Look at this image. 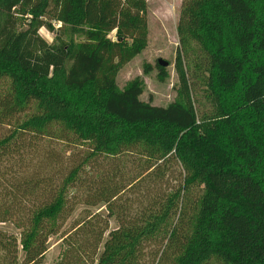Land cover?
<instances>
[{"label": "trees", "instance_id": "1", "mask_svg": "<svg viewBox=\"0 0 264 264\" xmlns=\"http://www.w3.org/2000/svg\"><path fill=\"white\" fill-rule=\"evenodd\" d=\"M146 13V0H0V82L9 83L0 123L36 108L0 138V223L18 230L0 231V264L43 263L79 201L69 193L76 186L118 224L109 230L99 213L76 222L62 234L58 264H264V0H182L179 85L167 106L141 99V76L117 83L148 45ZM53 20L61 25L50 44L39 30L54 32ZM157 69L164 81L166 67ZM54 128L86 144L91 158L146 157L129 188L162 180L172 162L182 183L128 216L115 202L123 182L81 181L89 156L57 186L7 178L2 163L23 151L26 136ZM192 190L201 191L193 206Z\"/></svg>", "mask_w": 264, "mask_h": 264}, {"label": "rangeland", "instance_id": "2", "mask_svg": "<svg viewBox=\"0 0 264 264\" xmlns=\"http://www.w3.org/2000/svg\"><path fill=\"white\" fill-rule=\"evenodd\" d=\"M146 2L148 45L142 53L121 68L117 76V83L119 87H123L129 80L141 76L145 82V90L141 99L150 101L153 105L167 106L174 101L176 87L179 85V77L175 69V57L179 46L177 24L182 0H146ZM52 23L55 26L54 32L44 27L39 30L40 35L50 44L55 41L56 29L61 25L55 20ZM114 35L113 32L110 37L114 38ZM159 59L169 62L166 67L169 76L164 81L160 80L158 76L157 63ZM145 64L152 66V70L148 74L144 73ZM8 84L7 81L0 82V94L4 95L7 92ZM35 112L36 108L32 106L31 109L16 115L14 118L4 119L0 123V138L9 136L23 120ZM54 130L52 131L55 134L58 128H54ZM21 143L23 151L12 157H7L6 161L2 163V171L7 174L9 172L7 178L16 177L20 180L38 177L42 183L47 180L57 186L60 185L61 180L68 174L71 167L84 163L89 156V161H87L89 166L82 172L81 181H93V178H96L98 182H101L107 177H113L116 183L123 182L121 184L127 187L124 192L120 193L115 202L120 212L123 213L125 209L128 216L139 211L141 207L151 202L150 200L162 199L173 189L178 188L183 180V169L177 163L172 162L166 167L162 180L152 181L151 178L148 180L146 176L140 183H132L130 186L134 185L129 188V183L133 182L132 180L137 176L144 174L146 164H148L147 158L142 155L125 152L116 157L99 156L91 158V149L86 144L78 142L71 136L68 139L57 134L28 135L26 140ZM22 183L23 181H20L17 184L22 185ZM192 191L187 194V200L193 206L201 191ZM14 192L16 193L17 190L14 189ZM69 193L70 197L77 196L79 201L72 214L62 224L60 232L50 237L49 248L42 264H58L66 249L61 243L62 234L69 232L76 222L93 213H99L98 215L102 219L109 222V230L117 227L116 216L108 217L104 206H88L83 202L88 194L86 189L76 186ZM185 203H187L186 199ZM0 231L18 233L12 224L0 223ZM107 234L108 232L105 236ZM19 256L20 259L23 258L22 251H20Z\"/></svg>", "mask_w": 264, "mask_h": 264}, {"label": "water", "instance_id": "3", "mask_svg": "<svg viewBox=\"0 0 264 264\" xmlns=\"http://www.w3.org/2000/svg\"><path fill=\"white\" fill-rule=\"evenodd\" d=\"M158 63L163 66V67H167L169 65V62L168 61H165V60H162V59H159L158 60Z\"/></svg>", "mask_w": 264, "mask_h": 264}]
</instances>
